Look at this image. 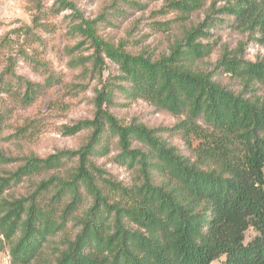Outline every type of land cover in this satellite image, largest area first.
<instances>
[{
	"label": "trees",
	"instance_id": "trees-1",
	"mask_svg": "<svg viewBox=\"0 0 264 264\" xmlns=\"http://www.w3.org/2000/svg\"><path fill=\"white\" fill-rule=\"evenodd\" d=\"M32 1L39 10L41 2ZM217 1L162 0L150 9V29H178L157 53L156 46L128 42L137 21L118 43L104 38L100 23L116 16L106 7L74 26L83 38L70 50L86 41L92 47L71 61L83 67L84 78L98 80L92 116L61 126L62 135L78 136L76 146L21 157L0 152V165L20 161L0 168V231L10 244V264H264V57L246 58L239 42L235 49L223 44L214 61H204L216 45L210 29L217 15L264 39V0ZM205 7L204 17L193 21ZM66 8L74 3L51 6L54 13ZM21 29L35 50L28 25L11 31ZM31 50L0 37V137L12 129L5 139L25 134L23 118L8 124L17 109L61 82L68 86ZM19 61L41 80L19 73ZM116 91L175 116V123L123 122L111 110ZM162 132L181 137L187 152ZM113 165L128 170L131 182ZM22 182L28 184L23 195L2 196Z\"/></svg>",
	"mask_w": 264,
	"mask_h": 264
},
{
	"label": "rangeland",
	"instance_id": "rangeland-1",
	"mask_svg": "<svg viewBox=\"0 0 264 264\" xmlns=\"http://www.w3.org/2000/svg\"><path fill=\"white\" fill-rule=\"evenodd\" d=\"M40 9L36 10L32 0H0V37L7 35L16 42L17 46L31 50L25 41V30L21 29L17 33L11 31L20 25H28L37 40L32 45L35 50H31L51 69L55 70L62 82L54 88L42 94L34 103L28 107L19 108L15 111L8 124H21L22 118L25 124V134L22 137L12 136L5 139L3 136L11 134L12 129L7 128L0 137V152L7 156L21 157L30 152L38 155L52 153L56 148L72 147L77 145L78 136H64L60 133L62 125L72 124L78 119L88 118L93 112L94 86L99 87L97 78L83 77L81 65L73 66L71 61L78 56H86L92 52V47L86 41L70 50L71 46H76L82 40V36L74 30V26L82 19L95 18L104 7L108 11H116L115 18L110 17L111 22H101L99 33L113 43H118L120 38L126 37V32L137 21V29L131 30L128 42L134 48L148 46L150 49L156 46V53L160 49H167L169 36H174L178 29L172 33L158 32L150 29L153 18L149 15L152 8H157L162 0H142L146 4L142 7L131 6L126 0H69L74 3V9L66 8L60 13H54L51 6L54 0H39ZM226 4V0H218L216 6ZM207 6V5H206ZM205 9L199 10L192 16L193 21L201 20L205 15ZM39 22L40 25H34ZM210 40H216L213 52L204 61H214L221 53V46L225 44L229 49H235L239 42L244 43V54L246 58L254 60L257 56L264 57V39L254 34V38L248 37L247 32L241 33L232 26V18L225 14L217 15L215 24L211 27ZM260 40H259V39ZM137 40V41H136ZM206 41V40H204ZM109 62V60H107ZM18 72L25 74L30 79L41 80L39 73L33 71L25 63H18ZM88 66V63H86ZM109 75V69L103 70V76ZM76 83V87L70 84ZM81 86V87H80ZM114 111L123 122L127 123L132 118H137L150 127H170L176 117L166 112L155 110L142 99H132L126 97L123 92L116 91ZM167 141L182 148L187 152L183 139L177 135L173 138L162 132ZM196 145V141H194ZM20 161L16 160L9 165H0L2 169L16 167ZM120 173V178L131 182L130 172L124 167L111 166ZM27 183L22 182L4 190L2 196L23 195L27 191ZM250 238L252 231L247 232ZM0 240L4 247L0 251V258L3 254L10 255V244L0 231ZM47 254L49 249L44 250ZM44 252V253H45ZM43 255V252H42ZM11 261V256H10Z\"/></svg>",
	"mask_w": 264,
	"mask_h": 264
},
{
	"label": "built area",
	"instance_id": "built-area-1",
	"mask_svg": "<svg viewBox=\"0 0 264 264\" xmlns=\"http://www.w3.org/2000/svg\"><path fill=\"white\" fill-rule=\"evenodd\" d=\"M0 264H10V255L3 254L2 258H0Z\"/></svg>",
	"mask_w": 264,
	"mask_h": 264
}]
</instances>
